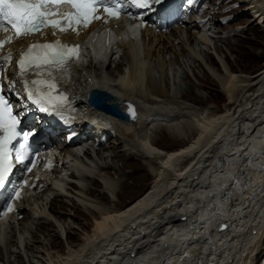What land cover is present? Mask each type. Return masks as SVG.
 <instances>
[{
  "label": "bare ground",
  "instance_id": "bare-ground-1",
  "mask_svg": "<svg viewBox=\"0 0 264 264\" xmlns=\"http://www.w3.org/2000/svg\"><path fill=\"white\" fill-rule=\"evenodd\" d=\"M222 3L224 4L219 7L212 6L216 10L207 12L205 23L194 21L186 26L172 27L169 33L146 27L142 30V41L147 43V57H160V54L166 56L177 50L176 43L182 45L183 54L184 51H191L196 55L191 47H194L198 39L209 43L208 37L211 35L207 30L223 23L224 19H220L218 14H225L222 8L227 0H222ZM251 3V23L241 26L242 31L253 24L261 23L264 27V0H251ZM241 8V14H248ZM112 25L116 26V35L119 37L117 45L123 51L120 61L116 62L114 59V55L118 53L114 48L111 52H104L100 63L90 61L76 71V78L68 92L73 99L79 100L96 85L111 93L120 109L125 110L127 102L136 105L138 119H142V116L145 118L143 121L139 119L140 123H126L134 126L135 129L130 127V130H134L124 128L128 127L126 124L124 127L120 126L122 121L118 123L115 117L110 121L113 123L111 131L106 132L104 129L109 124L100 122L96 131L93 129L95 132L92 137L95 142L102 134L107 133L108 140L99 143L100 149L97 150L103 156L102 151L112 149L111 159L127 161L124 162V167L131 168V171L124 177V181L128 175L134 179L137 178V173L146 170L153 175L151 185L140 196L133 199L131 196L133 201L126 206L119 203L112 210L89 208L95 212L96 218L90 229L78 237L79 243L65 247L62 253L48 249L44 253L40 249L44 243L36 237L35 223L38 224L37 229L41 227L46 231H50V225H55L58 228L55 231L58 232L57 236L63 233L66 238L71 239L74 235L70 231L73 226L68 221V212L65 211L67 207L63 199V196L77 189L72 177L82 176L92 180L88 194L102 200L110 197L106 190L98 188L99 179L87 172L76 173L69 168L73 161L71 156L75 157L74 147H63L60 152L68 155L57 156V170L53 171L57 173L55 179L50 176L42 182L45 185L51 181L56 188L49 186L43 193L37 191V187L34 188L32 191L36 194L32 193L33 198L30 196L19 201L18 214L9 216L11 230H4V226L0 224V259H7L6 251L13 254V246H19L23 250L25 244L18 240L19 233H22L31 235L30 242L25 246L30 264H40L34 261L35 258L39 259L40 253H43L44 259L41 258V261L44 264H260L264 251V69L255 76L240 77L233 68H228V76L216 73L229 98L225 110L212 113L203 122H194L191 119L190 122L182 123L190 106L188 110L186 107L177 109L175 104L178 102H174L175 107L166 104L158 108L157 105H161L164 100L177 99L171 97L169 88L163 84L158 86L153 78L150 83L151 94L146 99L152 106L143 110L144 107L137 104L135 96L141 95L144 80L138 67L143 61L139 63V49L135 40L126 32L119 33L124 28L123 23L114 21ZM198 34L203 37H198ZM80 38L78 35L68 34L70 40L78 41ZM92 44L94 46L95 43ZM208 60L216 64L212 56ZM129 64L135 66V70L127 75L125 67ZM115 67L120 69L119 73L113 70ZM190 92L191 89H187L182 98H187ZM204 109L195 108L193 115H205L202 114ZM91 113L96 114V111ZM161 128L178 138L189 132L196 135L193 140H186L177 149L165 150V145L155 140ZM107 142L109 144L106 145ZM85 155L92 157L90 148ZM104 159V162H96L100 175L119 173L114 166L107 163L105 157ZM134 160L142 165L134 168ZM63 170L69 175H62ZM60 174L62 177L59 180L57 176ZM63 182H68V186L63 185ZM110 182L113 184V180ZM108 188L113 190L109 186ZM124 191L122 193L125 194ZM111 192L114 193V190ZM81 204L76 203L78 211L71 216V223L82 222L88 226L91 220ZM221 223L228 225L226 231L218 229ZM60 232L62 233L59 234ZM53 236L48 233L46 239ZM49 242L53 246L60 244L55 240Z\"/></svg>",
  "mask_w": 264,
  "mask_h": 264
},
{
  "label": "rangeland",
  "instance_id": "rangeland-1",
  "mask_svg": "<svg viewBox=\"0 0 264 264\" xmlns=\"http://www.w3.org/2000/svg\"><path fill=\"white\" fill-rule=\"evenodd\" d=\"M240 1L233 0V2H231V0H229L223 6L222 8L223 11L225 9V11L227 10V12H223L225 14H221V13L218 14L220 19H224L223 23L216 25V27H212V29L210 30H207V32H209L208 34L211 35L208 37L209 43H203L198 39L197 42L194 44V47L193 46L191 47L192 50L194 49V51L196 52V55L193 54L191 51H186V52L184 51L183 54L182 45L176 43V48H175V50L177 49L176 51H172L168 53L166 56L160 54L161 58L157 57L156 55H152V57L148 58L146 53L147 43H145V40L142 41V39L138 41L137 45L140 55V58H138V60L139 63L143 61V63L141 64L142 65L144 64L143 66H141V64L139 65L138 68H140L141 70L138 69V71L143 72V73L140 72V74L144 76L142 77L144 80H143V85L141 87L142 88L141 95L140 96L137 95L138 97L135 96V99L136 101L138 100L137 102L138 105L144 107L143 110H145L146 108L148 109L149 107L152 106L150 103L146 102L147 101L146 99H148L147 96L151 94L150 83H151V78H153V81L158 86L163 84V86H165L167 89L169 88L168 91L171 94V97L177 99V100L173 99L168 101L164 100L162 101L161 105H157V107L159 106L158 108L164 107L166 104L169 107L173 105L171 107H175V106L176 108L186 107V109L190 106L188 108L189 110L187 109L188 113L185 109L187 116L184 117L185 119L183 118L184 120L182 119V123H187L188 121L190 122L191 119L194 120V122L206 121L208 120L209 116H211L212 113L215 114L217 112L224 111L229 100L228 94L224 89V84L222 85V83H220L221 81L220 79H218L216 73L219 74L224 73L228 76L230 74L229 69L233 68L237 71L240 77L245 75L255 76L261 70L264 69V27L262 25L253 24L250 28L246 30L244 29L242 31L241 26H247L248 23H251L250 22L251 15H249V13L241 14L242 11H240L239 10L240 7L237 6L241 4ZM216 5L217 4L215 0V5L213 6ZM222 5L223 4L220 3L218 4L217 7ZM229 8H232V10ZM241 9L243 10L244 7H242ZM214 10L216 9L212 7L210 9V12H214ZM228 12L230 14H227ZM176 27L178 26H175L173 28ZM171 29L172 28H167V29H163L162 31L165 33H169ZM219 30H222V32L219 33ZM235 33L238 34L235 35ZM218 36H222L223 38L220 39ZM198 37L202 38L203 36L202 34H198ZM116 51L118 53L114 55V59L116 62H118L120 61L121 56L123 55V51L120 48H117ZM209 56H212L214 58L216 64H212L209 62L208 60ZM131 64L125 67V70L127 71V75L129 74L130 71L134 72L133 70H135L134 69L135 66ZM113 70H116L117 73L120 72V69H118L117 67H115V69ZM211 78H213L214 81H212ZM187 89H191V92L189 93L187 98L186 97L182 98L183 96H185V91ZM144 102L147 105H145ZM168 102L169 104L170 103L171 104L169 105ZM174 102L175 103L178 102V103H176L174 106ZM181 102L182 103L184 102L185 104L184 103L182 104ZM192 107L194 109L202 108V110L203 108H205L204 109L205 111H203L204 113H202L205 115H201V113L196 116L193 115L194 109ZM189 111H191V113H189ZM139 119L136 120L138 121V123H140ZM118 123H120V121H118ZM122 123H120L119 125L124 127L123 125H125L126 122H122ZM125 126H128L124 128H127L129 130L130 127L135 129L134 126L132 125L130 126L129 124L128 125L126 124ZM183 131H185V129H183ZM183 131L182 133H185ZM194 135H196V133L189 132L185 134L182 138L181 137L178 138L173 135H169V133L165 130V128H161L159 130V133L156 134L155 140H159L163 145H165L163 146L165 150L177 149L181 147L186 140L187 141L193 140V138L195 137ZM107 144L109 143L107 142L106 145ZM102 152H104L102 154L103 156H101L99 150L95 148H90V155L92 157L89 158L86 155H84V157L73 159V161H71L73 166H71L70 169L75 170L76 173H80L82 171L87 172L92 177L99 179L100 186L98 188L102 191L106 190L110 195V197L108 196V194H106L105 192L104 193L109 197V199L102 200L97 196L90 195L87 193L89 187L92 186L91 179L82 176H78V177L76 176L74 178L72 177L71 179L74 180L75 182L74 184H77V189H75V192L68 193L67 195L63 196V199L65 201V207H67V210L65 211L68 212L67 214L68 221L73 226V228L70 231L74 232V235L71 239H68L65 237V234L63 235V233L60 232L59 234L61 233L62 234L60 236L59 235L57 236L58 232L56 233L55 231H57L58 228L55 227V225H50L49 226L50 231H46L44 228L41 227H38L37 229L36 226H38V224L35 223L34 229H35V233L37 234L36 237L37 238L39 237L38 240L44 243L43 246L41 245L40 248L42 249V252L44 251L45 253V251H47L48 249L51 252L62 253L65 247L70 245L73 246V244L79 243L78 237L82 234V232L90 229L91 225L93 224L92 221L96 218L95 212L89 210V208L92 207L98 210L99 209L103 210L107 208L112 210L119 203L125 204L124 206H126L130 204L131 201H133L132 200L133 198H136L141 194H143L151 185V182L153 180V175H151L146 170L142 171V173L136 174L138 179L137 178L131 179L130 175H128L126 181H124L123 180L124 177L127 174H130L131 171V168L124 167V162L127 161L123 159L122 160L111 159L110 154L112 153V149L111 150L109 149V151L106 150ZM104 157L106 158L107 163L114 166L119 171V173L115 175H110V174L100 175L98 173V169L96 168V162H104L105 160ZM138 162L139 161L134 160L133 162L134 165L132 166H134V168H137V166H141L142 163H138ZM50 176L55 179L54 175L52 176V174H50ZM112 180H113V184L110 182ZM110 183L111 185L114 184L115 185L112 187ZM63 185L68 186V182H63ZM108 186L110 188H113L114 193L111 192L113 191L112 189L111 191L109 190ZM122 187L125 190V191L123 190L125 194L122 193L123 192ZM42 191L43 189L41 190V193H43ZM97 193H99V190L97 191ZM97 193H95V195H97ZM100 193L103 194V192ZM111 194L115 196L113 197ZM76 203L78 204L82 203L81 205L86 210L88 218L91 220L90 225L85 226L83 225L82 222L71 223V221H73L71 216L73 214H77L78 211L76 209ZM58 204L61 203L59 202ZM83 204L86 205L84 206ZM47 211H49V209H47ZM80 212L83 213L82 211ZM23 216L24 215H22L21 217L23 218ZM54 218H58V217L54 216ZM9 221L7 222V224H5L4 230H11ZM44 233L46 235L48 233H51L54 236L49 237V239H46V235ZM18 240L21 244L22 243L23 245L25 244L24 247L22 246L23 250L19 249V246L18 247L13 246L12 249L15 250V252L13 254H10L7 251L5 252V250L3 249L5 254H7L5 256L7 259L5 260L0 259V264H5V261L6 263L8 262L9 264H22V263L30 264L28 256L26 254L27 250H25V246L27 242H30L31 235L28 234L23 235L22 233H19ZM50 240L52 241L55 240V242H58L60 244L53 246L49 242ZM17 251H19L20 253H17ZM0 255H1V249H0ZM38 257L39 259L35 258L34 261L36 263L42 264L43 262L41 260L44 259L43 253H40ZM261 259L262 260H260L261 261L260 264H264V251L261 255Z\"/></svg>",
  "mask_w": 264,
  "mask_h": 264
},
{
  "label": "snow or ice",
  "instance_id": "snow-or-ice-1",
  "mask_svg": "<svg viewBox=\"0 0 264 264\" xmlns=\"http://www.w3.org/2000/svg\"><path fill=\"white\" fill-rule=\"evenodd\" d=\"M161 2L162 0H0V31H11L17 39L37 32L43 35L42 29L49 27L60 32L69 29L76 31L77 26L88 27L93 20L101 19V10L104 22L107 23L109 18L119 19L128 7L150 9L153 4ZM62 6L69 10L62 12ZM12 39L10 36L7 40H0V49ZM78 50V45L63 44L56 40L51 43L31 44L21 51L17 61L19 76L26 77L29 72H33L39 77L31 81L33 87H29L27 79L24 80L28 99L39 111H55L56 103H64L67 100V97L57 90L59 77L56 73L71 66V62L78 58ZM2 59L10 62L12 53L9 52ZM3 70L0 66V71ZM20 123L21 114L14 111L10 101L0 92V189L5 187L13 168L11 158L14 141H23L19 149H15V160L20 164L28 162L25 149L30 132L21 130ZM28 171H31V168H28ZM19 197L20 190L16 188L7 201L8 211L12 210L11 201Z\"/></svg>",
  "mask_w": 264,
  "mask_h": 264
},
{
  "label": "water",
  "instance_id": "water-1",
  "mask_svg": "<svg viewBox=\"0 0 264 264\" xmlns=\"http://www.w3.org/2000/svg\"><path fill=\"white\" fill-rule=\"evenodd\" d=\"M112 98H114V96L105 90L95 89L90 94L91 101L99 107L106 109L108 112H111L124 120L131 121L136 119L137 114L132 103H128L129 108L128 110L124 111L119 108L117 103H113L110 105L107 104V100H110Z\"/></svg>",
  "mask_w": 264,
  "mask_h": 264
}]
</instances>
